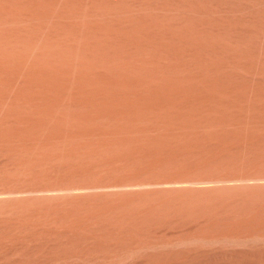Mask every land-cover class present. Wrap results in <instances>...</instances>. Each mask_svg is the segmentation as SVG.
I'll list each match as a JSON object with an SVG mask.
<instances>
[{
	"label": "bare ground",
	"instance_id": "1",
	"mask_svg": "<svg viewBox=\"0 0 264 264\" xmlns=\"http://www.w3.org/2000/svg\"><path fill=\"white\" fill-rule=\"evenodd\" d=\"M0 264H264V0H0Z\"/></svg>",
	"mask_w": 264,
	"mask_h": 264
}]
</instances>
